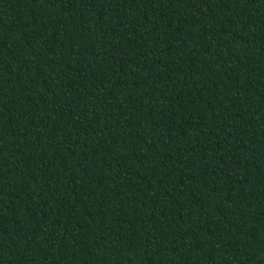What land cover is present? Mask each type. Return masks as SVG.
<instances>
[{
    "label": "trees",
    "instance_id": "1",
    "mask_svg": "<svg viewBox=\"0 0 264 264\" xmlns=\"http://www.w3.org/2000/svg\"><path fill=\"white\" fill-rule=\"evenodd\" d=\"M0 264H264V0H0Z\"/></svg>",
    "mask_w": 264,
    "mask_h": 264
}]
</instances>
